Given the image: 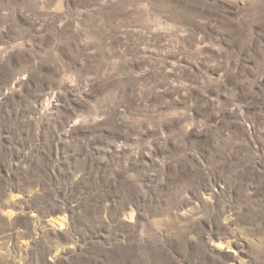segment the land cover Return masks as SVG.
<instances>
[{
    "label": "rangeland",
    "instance_id": "rangeland-1",
    "mask_svg": "<svg viewBox=\"0 0 264 264\" xmlns=\"http://www.w3.org/2000/svg\"><path fill=\"white\" fill-rule=\"evenodd\" d=\"M0 264H264V0H0Z\"/></svg>",
    "mask_w": 264,
    "mask_h": 264
}]
</instances>
